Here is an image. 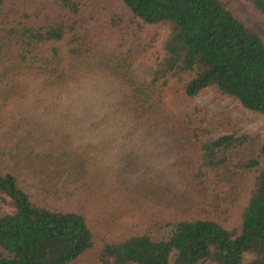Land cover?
I'll use <instances>...</instances> for the list:
<instances>
[{
    "label": "trees",
    "instance_id": "trees-1",
    "mask_svg": "<svg viewBox=\"0 0 264 264\" xmlns=\"http://www.w3.org/2000/svg\"><path fill=\"white\" fill-rule=\"evenodd\" d=\"M249 1L264 15V0ZM59 41L66 56L46 47ZM94 74L129 88L137 119L185 125L192 168L180 202L105 189L67 127L44 128L35 145L29 116L4 121L23 79L48 93ZM174 89L186 101L214 92L264 122V44L226 1L0 0V264H264V129L200 105L175 110ZM247 178L240 227L228 230ZM136 207L144 232L111 237L107 217Z\"/></svg>",
    "mask_w": 264,
    "mask_h": 264
},
{
    "label": "rangeland",
    "instance_id": "rangeland-1",
    "mask_svg": "<svg viewBox=\"0 0 264 264\" xmlns=\"http://www.w3.org/2000/svg\"><path fill=\"white\" fill-rule=\"evenodd\" d=\"M224 1L264 44V15L257 12L249 0ZM46 47H58L66 56L64 41L49 43ZM19 91L14 104L6 110L4 121L12 124L15 119L29 116L25 123L32 131L30 144H42L47 135L44 128L48 131L56 126L67 127L69 141L85 148L89 146L85 149H89L88 166L105 189L126 194L128 190H138L137 187H150L154 196H162L164 202H180L177 198L189 183L192 168L191 153L185 146V125L181 121L166 117L156 121L137 119L129 88L121 80L103 74L79 79L48 93L40 89L37 80L25 78ZM168 102L175 110L200 105L210 109L212 115L232 120L243 128L264 129L262 119L244 111L231 99H220L214 92L208 91L195 101H186L174 89ZM67 113L73 119L67 118ZM17 132L24 134L25 130ZM251 183L252 178L244 180L240 196L224 219L226 229H239L240 213L248 202ZM141 212L142 208L136 207L130 215L107 217L108 234L113 238L142 234L146 226L140 221ZM98 219L90 216V225L99 226ZM86 261L88 257H82L77 264H86Z\"/></svg>",
    "mask_w": 264,
    "mask_h": 264
}]
</instances>
